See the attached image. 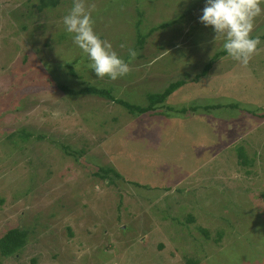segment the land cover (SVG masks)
Here are the masks:
<instances>
[{
	"label": "rangeland",
	"instance_id": "374dc122",
	"mask_svg": "<svg viewBox=\"0 0 264 264\" xmlns=\"http://www.w3.org/2000/svg\"><path fill=\"white\" fill-rule=\"evenodd\" d=\"M86 3L126 76L88 67L63 24L73 0H0V236L27 233L0 264H264V13L244 66L200 22L206 0ZM179 79L141 114L79 91L145 105Z\"/></svg>",
	"mask_w": 264,
	"mask_h": 264
},
{
	"label": "clouds",
	"instance_id": "9594fccd",
	"mask_svg": "<svg viewBox=\"0 0 264 264\" xmlns=\"http://www.w3.org/2000/svg\"><path fill=\"white\" fill-rule=\"evenodd\" d=\"M264 0H206L200 22L211 26L216 33L215 41L223 36V49L234 60L247 66L257 54L260 37L252 36L255 19L264 13L261 4ZM95 3L86 0H73V6L63 17L65 30L72 34L73 42L90 60L89 68L97 77L116 80L131 72L130 62L123 59L113 44L102 39L94 29L92 13ZM124 47V45H121ZM135 49H129L131 60L137 56Z\"/></svg>",
	"mask_w": 264,
	"mask_h": 264
},
{
	"label": "trees",
	"instance_id": "16d2710c",
	"mask_svg": "<svg viewBox=\"0 0 264 264\" xmlns=\"http://www.w3.org/2000/svg\"><path fill=\"white\" fill-rule=\"evenodd\" d=\"M57 3V0H39L38 8H45L49 6H53ZM141 36V35H140ZM142 38L139 37L138 43L141 44ZM226 51H222L221 53H225ZM210 64H207L204 69L209 68ZM70 72H72V67L69 68ZM73 73V72H72ZM184 83L183 79H179L176 81L170 82L167 86L163 88L161 91L157 92H149L147 94V104L145 105H139L135 103L128 102L126 100H122L119 98H114L110 91L107 88H97L95 86H86L81 89H79L80 92H86L89 94H96L104 97H109L110 99L115 100L117 103L124 106L130 113L134 114H141L147 111H153L157 108H161L164 105V101L166 98L175 90L177 87L182 85ZM63 90H66L67 92H74L70 88L66 86H61ZM208 108V107H207ZM242 163L246 164L248 163V160L246 158H243ZM112 172L113 175L116 177H120V174H118L112 167H101V171H97L96 174L102 177L108 178V171ZM192 221L193 217L192 214H188L186 216V220ZM202 231L207 236V230L205 228H202ZM26 231L24 229H21L19 227H12L9 228L7 231H5L0 236V254L3 256H8L17 253L25 244L26 240ZM190 263L194 262V260H188Z\"/></svg>",
	"mask_w": 264,
	"mask_h": 264
}]
</instances>
